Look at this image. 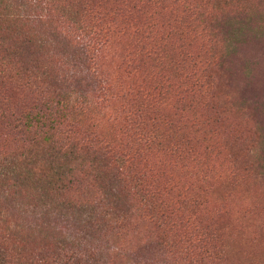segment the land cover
Returning <instances> with one entry per match:
<instances>
[{"label":"trees","instance_id":"obj_1","mask_svg":"<svg viewBox=\"0 0 264 264\" xmlns=\"http://www.w3.org/2000/svg\"><path fill=\"white\" fill-rule=\"evenodd\" d=\"M18 1L14 6L12 0H0V24H6L0 26V33L9 37L11 29L32 30L30 25L40 23L45 28L38 35L31 32L14 37L11 44L0 42V264H119L120 260L139 264L125 257L122 245L127 242L124 239L136 207L145 218L155 220L156 232L163 234L168 226L178 234L177 248L169 247V254L176 256L172 264H218L212 253L220 240L212 229L214 219L196 220L183 212L181 208L189 200L169 193L162 184L164 171L148 166V160L163 154L175 166L187 151L172 135L174 131L156 133L158 122L153 116L157 107L149 100L152 93L184 101L194 87L200 94L207 79L214 81L213 70L219 64L205 62V55L191 53L190 46H180L171 65L177 84L158 73L151 86L142 80L128 88L121 84L115 88L99 69V62L109 43L108 34L124 8H115L117 18L113 11L99 12L76 0ZM182 2L196 3L195 9L199 8L197 0ZM92 13L93 22L88 21ZM86 22L92 23L87 29ZM50 43L61 45L67 69L60 60L55 62L57 66L51 61L46 70L40 67L43 63L38 59L51 49ZM154 51L144 56L140 51L128 64L135 58L153 57ZM119 97L127 107L128 124L145 133L129 132L127 144L110 147L97 136L90 139L75 131L74 116L80 118L91 104L112 105ZM167 195L171 197L165 200ZM18 216L32 217L35 223L25 229L36 232L38 240L17 234L14 223ZM97 236L107 238V244L110 238H123L124 242L120 247L95 251ZM13 238L20 243L36 242V250L26 256ZM104 256L107 258L102 260Z\"/></svg>","mask_w":264,"mask_h":264},{"label":"rangeland","instance_id":"obj_2","mask_svg":"<svg viewBox=\"0 0 264 264\" xmlns=\"http://www.w3.org/2000/svg\"><path fill=\"white\" fill-rule=\"evenodd\" d=\"M12 1L14 6L19 2ZM76 1L100 9L99 12L113 11L114 17L115 8H124L118 23L111 25L109 43L99 62V69L115 88L120 84L128 88L142 80L151 86L158 73L177 84L171 65L180 54V46H190L191 53L205 55V62L219 64L213 70L214 81L207 79L200 94L194 87V93L184 101L170 95L166 98L157 91L152 93L149 100L157 107L153 116L158 122L156 133L174 131L172 135L184 143L187 151L175 166L163 154L151 156L148 166L164 171L162 184L169 193L173 191L175 196L189 200L182 206L183 212L196 220L214 219L212 229L220 240L212 252L216 254L213 260L218 264H264V0H197L196 9V3L190 5L182 0ZM94 14L88 21H95ZM41 25L45 24L30 25L32 30L18 26L8 32L9 37L0 33V42L11 44L12 38L31 32L38 35L45 28ZM90 25L86 22L84 28ZM102 28L108 29L103 25ZM147 36L152 39H145ZM49 47L38 59L43 63L42 70L52 62L57 66V60L67 69L61 45L50 43ZM153 51L155 56L141 61L135 58L133 64H128L131 57ZM208 87L211 89L206 90ZM92 100L96 101L94 97ZM118 100L112 105L91 104L80 118L74 116L78 124L75 131L90 139L97 136L110 147L127 144L129 132L145 133L128 124L127 107L120 97ZM77 103L81 104V100ZM170 197L167 195L165 200ZM132 215L126 243L122 244L123 238L109 237L107 244V238L97 236L93 241L95 251L122 244L131 263L137 260L139 264H172L176 256L169 254V247L177 248L178 234L168 226L163 234L156 232L152 223L155 220L145 218L138 207L132 208ZM15 220L14 230L19 236L39 239L36 232L25 229L35 223L32 217L18 216ZM12 242L26 256L37 246L36 242L20 243L15 238ZM95 258L99 261L98 252ZM119 264H123L122 260Z\"/></svg>","mask_w":264,"mask_h":264}]
</instances>
